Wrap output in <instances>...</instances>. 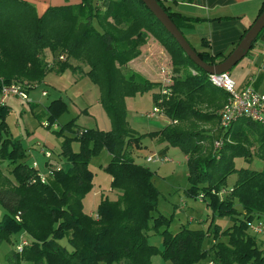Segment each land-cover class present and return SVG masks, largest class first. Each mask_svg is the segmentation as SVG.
Instances as JSON below:
<instances>
[{
    "label": "trees",
    "instance_id": "1",
    "mask_svg": "<svg viewBox=\"0 0 264 264\" xmlns=\"http://www.w3.org/2000/svg\"><path fill=\"white\" fill-rule=\"evenodd\" d=\"M169 1L177 2L158 0L183 32L182 27L193 25L194 19L173 9ZM263 12L264 1L257 18ZM151 36L171 54L176 75L165 85L170 95L161 93L160 81L124 69L142 54ZM46 48L59 65L57 70L83 72L82 65L88 66L86 75L100 88V101L112 128L81 126L70 120L65 128L72 129V137L63 140L61 151L70 168L55 167L47 182H33L39 170L26 161L23 141L9 136V105L6 101L0 105V131L7 133L6 138L0 137V160L14 165L13 180L0 169V203L9 211L0 220V243L18 232L29 235L23 238L28 243L22 251L15 247L7 254L9 264H153L157 253L172 264H200L206 259L205 264H264L260 241L248 232L249 222H264V169L237 168L235 162L237 157L264 159V126L247 116H239L228 127L222 124L218 131L187 126L221 119L219 110L228 102L229 93L211 82L210 73L185 53L142 0H82L52 5L40 14L28 0H0V89L18 83L16 77L43 81L49 65H55L42 54ZM198 54L211 64L220 56L209 51ZM188 68L195 72L183 74ZM156 87L161 88L153 91L155 101L163 98L160 105L171 122L149 134L184 150L191 181L188 192L205 199L214 214L230 216L231 226L222 228L211 221L206 229L183 226L173 232L170 218L153 214L160 191L155 171L134 159L132 149L144 135L130 127L125 100ZM65 106L60 99L53 101L51 120ZM72 139L80 142L78 150L72 148ZM215 141L222 142L214 149ZM103 149L111 154L104 168L119 195L102 197L92 215L84 211L83 199L94 186L90 159ZM47 163L57 165L51 160ZM232 174L237 175L236 181L226 189ZM153 229L163 236V249L150 243ZM221 236L227 241L220 240ZM65 238L71 248L62 243Z\"/></svg>",
    "mask_w": 264,
    "mask_h": 264
},
{
    "label": "rangeland",
    "instance_id": "2",
    "mask_svg": "<svg viewBox=\"0 0 264 264\" xmlns=\"http://www.w3.org/2000/svg\"><path fill=\"white\" fill-rule=\"evenodd\" d=\"M190 40V43L194 47L198 46L194 40ZM42 52L49 61L55 64L52 52L49 48L44 49ZM140 56L143 59H147L152 68L159 73L161 72L159 76L155 75L153 78L156 79L154 81H160L162 87L169 83V80L167 81L169 78L167 77L166 71L170 72L171 79L176 75L173 71L171 54L155 37L151 36L148 39V42L142 48V55ZM133 60L124 67L125 70L137 71ZM51 66L49 65L47 74L43 79L46 80V82H37L36 80L16 77L18 82L31 87L28 91L29 98L27 100L15 94L7 95L5 100L6 104H9V113L6 119L9 136L12 139H20L23 141L28 151L26 161L31 165L36 163V168L46 179L51 177L47 160H51L64 170H68L71 166L68 157L61 154L63 140L67 136L72 137V129L65 128L70 120L75 119L77 125L87 124L86 126L106 130L112 128L111 119L100 101L101 92L99 86L95 84L90 77L80 79L75 83V89L77 91H82L84 94L81 93L79 96H76L74 95L75 89L73 90L72 86L64 87L59 85L61 83L57 82L60 76H69L73 79L72 69L66 68L57 70L59 65L55 64ZM82 66L88 69V66ZM185 72H195V70L188 68V70H183V74H185ZM151 80L153 79L151 78ZM74 82L76 81L74 80ZM44 88L48 89L47 95L42 94ZM160 88L161 87H156L154 90L127 96L125 100L127 119L130 127L138 134L144 135L140 145H135L132 149L134 159L138 164L150 167L155 171L154 182L160 191L158 208L153 214L155 216L164 214L170 218L171 222L169 228L173 232L178 231L183 226L198 228L200 227L199 220H204L207 224L212 221L213 225L219 224L222 228H227L233 224V220L230 216L214 214L213 208L205 199L192 196L188 192L191 181L187 161L188 156L184 150L180 146L171 144L166 139L151 136L149 134L152 130H155V128L165 125L164 119H161L159 115L153 117L149 116L154 108L158 106L153 91L160 90ZM56 99L62 100L66 106L64 111L56 114L57 117L51 120L50 115L52 113L51 109L53 108L49 106ZM54 104H56V102ZM164 114L166 115L165 111ZM187 126L195 130L211 132L218 131L223 125L222 120L218 119L210 123L196 122L194 125L191 123L190 125L187 124ZM2 133L3 134H1L0 131V137L2 135L3 138H6V131H2ZM145 134H147V136H145ZM29 135L32 137L31 139H28ZM71 142V146L74 150L80 148V142L77 139H72ZM166 147H169L168 151H165ZM217 147L220 146H218L215 141L214 149ZM45 149L53 153L51 159L46 157L44 153ZM153 154L156 156L165 155V157L158 161L148 162V155ZM110 160L111 154L106 149L101 150L90 159L89 166L94 171V186L83 199L84 211L89 214L97 213L98 204L102 197L116 199L119 195V192L112 190V175L104 168ZM235 162L237 168L249 167L257 170L264 169V159L258 156H254L250 160H246L244 157H237ZM13 166L14 165L10 164L9 161L0 160V169L12 180L14 179L11 172ZM236 178V174H232L228 177L226 189L232 188ZM8 213L9 211L0 203V220H3ZM257 221L256 219L254 220V222ZM163 228L164 227L161 229ZM248 232L251 233L249 226ZM22 233L25 237H29L26 232L22 231L12 235L11 240L5 239L0 243V264H9L7 254L17 247L20 239L23 238L21 237ZM148 236L151 244L156 245L160 249L164 248V239L159 231L154 229L150 230ZM210 237H212V235H210ZM257 238L259 241H264V235H258ZM227 239L226 236H221L220 238V240L224 241H227ZM62 243L68 248H71L67 238L63 239ZM210 243H212V240ZM259 245L261 247L264 246L263 242L262 245L260 243ZM262 251L264 252V248ZM152 261L153 264H172L171 260L164 258L160 253L154 254L152 256ZM207 261L208 259L203 260L200 264H205ZM27 264L32 263L30 262Z\"/></svg>",
    "mask_w": 264,
    "mask_h": 264
},
{
    "label": "crops",
    "instance_id": "3",
    "mask_svg": "<svg viewBox=\"0 0 264 264\" xmlns=\"http://www.w3.org/2000/svg\"><path fill=\"white\" fill-rule=\"evenodd\" d=\"M28 1L35 5L37 12L40 14L49 6L78 4L82 0ZM263 1L264 0H177L175 3L171 1L168 3L173 6V9L194 19L193 25L182 27L184 35L189 41L192 39L198 44V46H195L198 51H209L213 55H220L216 60V63H219L234 50L241 41L242 35L254 23L260 12ZM133 62H135L134 66L137 68L136 70L150 79L156 80L153 77H155V75L159 76L161 73L152 68L147 59H143L141 56L134 59ZM87 70L88 69L85 68L83 72H79L77 69L74 71L72 69L73 79L76 82L69 76H60L57 82L61 83L58 84L64 87L72 86L74 90L76 88L75 83L80 79L89 77L86 75ZM230 74L235 80L238 89L246 85H251L256 90L264 92V31L258 37L256 43L247 55L230 70ZM44 81L46 82V80L42 82ZM43 90L47 91L48 94L47 88ZM81 93L84 94L80 90L77 91L75 89L74 91V95L76 96H79ZM151 114L152 112L149 114L151 117L159 115L161 119H164L165 125L171 122L169 117L164 113ZM86 125L87 124L83 126ZM164 126L155 128V130L152 131H157ZM31 138L32 137L29 135L28 139ZM166 150L168 151L169 147H166L165 151ZM199 222L200 227L206 229L208 226L207 222L205 223L204 220L203 222L199 220ZM21 237L26 238L23 233ZM260 244L262 245V240H260Z\"/></svg>",
    "mask_w": 264,
    "mask_h": 264
},
{
    "label": "built area",
    "instance_id": "4",
    "mask_svg": "<svg viewBox=\"0 0 264 264\" xmlns=\"http://www.w3.org/2000/svg\"><path fill=\"white\" fill-rule=\"evenodd\" d=\"M165 71V69L163 68ZM168 70V68H167ZM167 81L169 82L166 85L171 83V74L170 72L166 71ZM210 80L211 82L229 93V100L224 105L222 110L220 111V116L222 120V124L224 127H228L235 119L239 116H247L264 126V92L256 90L251 85H246L245 87L238 89L236 86V82L231 76L230 72H223V73H210ZM25 84L20 82L11 83L8 85H3L0 89V105L5 103L6 96L10 94H15L20 96L21 98L27 100L29 98L28 89L25 88ZM161 93L163 95H170L171 89L168 87H163L161 89ZM43 95L47 94V91L42 92ZM163 98H160L158 101V106H156L151 115L155 114H163V108L161 107L160 103H162ZM222 141H217L216 144L219 146ZM44 153L48 159L52 158V152L50 150H44ZM165 157L159 155H148L147 161L154 162L161 160ZM36 167V163L33 164ZM56 168H60L59 166L53 164L52 166L49 165L50 173L52 174V170ZM38 177L33 180L36 181L37 179L42 182H47L48 179L43 177L40 172H38ZM251 233L255 236L264 235V222L262 220H258L257 222H249L248 224ZM28 241L23 239L18 243L17 250L22 251L24 245H26ZM264 244V243H263ZM264 248V246H263Z\"/></svg>",
    "mask_w": 264,
    "mask_h": 264
},
{
    "label": "water",
    "instance_id": "5",
    "mask_svg": "<svg viewBox=\"0 0 264 264\" xmlns=\"http://www.w3.org/2000/svg\"><path fill=\"white\" fill-rule=\"evenodd\" d=\"M146 6L154 13L165 28L174 36L185 53L200 67L209 73L230 72L250 51L253 44L258 39L260 32L264 29V12L256 19V21L247 30L241 41L234 50L221 62L211 64L204 61L193 47L184 33L170 18L167 11L160 5L158 0H142Z\"/></svg>",
    "mask_w": 264,
    "mask_h": 264
}]
</instances>
